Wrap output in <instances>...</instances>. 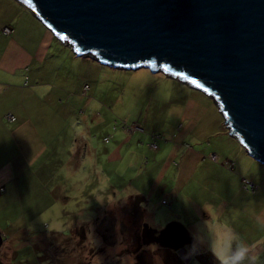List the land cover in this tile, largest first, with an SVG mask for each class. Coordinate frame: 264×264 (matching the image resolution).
Returning <instances> with one entry per match:
<instances>
[{
	"label": "rangeland",
	"instance_id": "374dc122",
	"mask_svg": "<svg viewBox=\"0 0 264 264\" xmlns=\"http://www.w3.org/2000/svg\"><path fill=\"white\" fill-rule=\"evenodd\" d=\"M95 65V68H89L88 71L81 68L71 70L74 73L75 69L79 70L81 79L79 85L83 86L86 83L90 89L87 97L84 100L79 98L78 101L92 102L96 107V116L92 117L88 125L74 121L73 127L69 130L74 140L87 136L90 138L89 145L95 153L93 174H84L81 170L78 176H74L71 169L60 168V164L56 167V162L67 160L66 154L59 155L58 158H47V161L45 155L41 158L37 156L31 163L24 154L15 158V153L3 154L0 151V168L10 166L12 160L14 161V173L11 178L0 180V189L4 190L0 193V235L3 239L0 264H131L133 259L135 261L136 255H141L140 264L176 262L202 264L200 258H203L206 264H216L214 256L208 250L216 231L227 228L238 233L244 227L243 217L238 210L244 198L242 194H238L236 200L230 202L228 206H221L218 202L222 194L225 197L236 194L235 183L236 185L243 183L244 189L246 184L252 185L251 183L257 179L254 177L255 171L250 168L247 170L243 164L244 160L238 161L241 156L234 154L231 159L229 158L235 165L234 171L231 170V164H228L229 167L222 161L216 162L236 175L233 180H225L222 176V183L204 181L207 184H202L201 190L199 188L189 190V197L186 199L181 197L180 200L188 201L184 208L178 204L171 207L170 198L163 196L164 192L157 189L149 207L143 206L147 204L143 198V205L138 208L139 212L134 206L135 198L139 196L138 188L147 194H153L155 191L152 183L148 184L146 180L135 177L134 170L138 168L143 170L142 163L137 164L138 159L128 156L122 163L110 166L107 164V154L125 138L139 140V148L143 153L156 155L162 152V142L156 143L157 152L152 150L150 145L153 136L159 135L163 141H168L170 137L173 143V137L167 134L175 132L174 136H180L186 123H182L173 113L172 116L168 114L167 122L163 124L165 120L163 117L167 111L158 112L159 110L154 108L151 114L158 116L150 117L146 125H141L135 121L139 114L137 107L147 100L148 89L154 98L158 97L162 104H166L170 98L165 92L167 90L169 92L170 89L177 100L179 94L175 91L182 85L162 74H157L152 77V82H146V85H149L142 94L138 92L140 87H143L141 86L143 79L140 77L148 74L150 70L136 69L140 70L137 73L139 75L131 79L129 77L133 73L125 71L136 70L112 69L100 65L97 61ZM75 78L74 74L73 79ZM31 84L32 81L27 89ZM186 90L184 93H189L193 102H202L199 94ZM75 92L74 90L73 94ZM137 101L139 103L135 107ZM37 106H40L37 99L27 106L30 114L34 112L35 119H38V113L35 111ZM81 115L80 109L79 119ZM146 117L147 115L144 118ZM39 128L41 130V126ZM212 133L213 131H210L209 137L201 143L211 149L219 139H213ZM57 135L61 136L60 133ZM105 139L108 141L105 142ZM228 143L232 147L231 143ZM183 144L188 146L187 149L196 146L193 141H184ZM131 145L135 146L132 143ZM215 149L221 150L219 145ZM0 150H4L3 147ZM210 157L211 155H208L207 159L214 163ZM143 160V165H146L151 158L148 160L144 155ZM249 161L254 163L253 160ZM211 177L213 178L212 175ZM157 181H154L155 184ZM223 184L233 185V189L230 191L228 188L227 191L223 187L220 189L219 186ZM100 197L103 199L100 200ZM204 202L208 204V210L204 208ZM210 206L223 208L224 216L217 219L216 212L219 214V211ZM199 207L201 211L198 210ZM185 211L189 215L185 214ZM179 212L185 217H179ZM203 213L205 216L213 213L215 217L212 218V222L207 220ZM42 216H47V222L41 219ZM54 221L60 223V230L50 229ZM172 222L179 223L187 229L192 238L191 244L175 252L155 244H142L140 236L143 225L160 232ZM255 233L262 232L260 233V228L257 227ZM209 253L212 257L207 256Z\"/></svg>",
	"mask_w": 264,
	"mask_h": 264
},
{
	"label": "crops",
	"instance_id": "0c3cea01",
	"mask_svg": "<svg viewBox=\"0 0 264 264\" xmlns=\"http://www.w3.org/2000/svg\"><path fill=\"white\" fill-rule=\"evenodd\" d=\"M4 28H10L12 33L4 35L2 33ZM95 64L96 60L92 56H76L71 47L54 36L37 15L21 1L0 0V148L4 149L0 151L3 154L5 152L15 153V158L17 155L24 154L31 163L37 156L41 158L45 155L46 160L66 154L67 160L61 163L56 162V167L60 164V168L71 169V174L74 176H78L81 170L84 171V174H93L95 172V153L90 148V138L87 136L74 140L70 136L69 130L73 127L74 121H81L88 125L92 117L96 116V107L92 102L78 101L79 98L84 100L90 89L86 83L83 86L79 85L81 81L79 70L75 69V73L71 70L81 68L83 71H88L89 68H95ZM138 72L140 70L125 71V73H133L129 77L131 79L137 77ZM85 73L87 74V72ZM74 74L76 75L75 80L73 79ZM157 74H162L168 77L167 79L199 94L202 102H193L190 94L188 93V96L184 93L187 90L180 86L178 91H175L179 94V98L176 100L175 94L168 88L169 92L167 90L165 95L170 99L166 104H162V101L158 97L154 98L148 89L147 100L137 107L139 114L135 121L146 125L150 117L158 116V114H151V111L157 108L158 112L167 111L163 117L165 119L163 124H166V119L174 113L182 123H186L184 129L180 132V136H174L175 132L167 134L173 137V143H171L170 137H168V141H163V139L159 141L162 142V152L159 155L143 153V150L139 148V140L125 138L107 154V164L113 166L122 163L128 156L138 159L137 164L142 163L143 170L141 168L134 170L136 171L135 177H140L148 184L152 183L153 188L155 187L153 194H147L138 188V195L143 197L148 204L143 206L151 205L156 190L159 189L164 192L163 196L166 195L170 198L171 207L178 204L184 208L188 205V201L180 199L189 197V190L196 188L201 190L200 186L207 184L206 182L222 183V176L225 177V180H233L236 175L230 173L223 167L224 165H219L216 162L222 161L226 166L231 164V170L234 171L235 165L229 158L231 159L234 154L240 155L238 161L244 160L243 164L247 170L250 168L255 171L254 177L257 179L251 183L254 186V192L246 185L244 189L243 183H238V185L235 183L236 194L233 196L231 194L230 197H225L222 194L218 204L228 206L230 202L236 200L238 194L243 195L244 198H242L238 210L243 217L244 227L237 234L241 241L252 244L261 251V259L264 260V165L251 159L238 139L230 135L224 124V117L213 97L195 89L188 83H181L163 72ZM157 74L149 72L142 75L140 78L143 79L141 84L143 87H140L138 92L143 94L149 85H146V82H152V77ZM31 81V87L27 89ZM21 82L25 84H23L24 87ZM85 86L88 87L86 91H84ZM74 90L75 94H73ZM26 92H30V94ZM35 99L40 103V106L35 108L38 119H35L34 112L30 114L27 108ZM138 103L137 101L135 107ZM80 109L82 115L79 119ZM145 115H147L146 118H144ZM7 116H12L15 120L11 122ZM39 126H41V130ZM210 131H213V139L219 138L212 149L201 144L204 139L209 137ZM57 133H60L61 136ZM47 136L49 138H46ZM184 141L195 142V148L187 149L188 146L183 144ZM131 143L135 146L133 147ZM218 145L222 151L215 149ZM144 155L148 160L151 158L149 163L146 162V165H143ZM208 155L216 157L214 163L209 162ZM246 155L248 157H245ZM45 160L43 159V162ZM249 160H253L254 163ZM13 164L12 160L10 166L5 165L0 168V180L11 178L14 173ZM202 177L203 181H201ZM155 180H158L156 184ZM222 187L225 191L227 188L228 191L233 189V185L229 184L219 186L220 189ZM210 207L215 208V206ZM204 208L209 209L206 202H204ZM215 209L219 211V214L216 212L217 219L219 216H224L223 208ZM198 210L201 211L200 207ZM178 214H180L179 217H185L181 212ZM185 214L189 215L186 211ZM203 215L205 216L204 213ZM207 215L205 218L212 222L214 214ZM257 227L260 228L261 234L255 233Z\"/></svg>",
	"mask_w": 264,
	"mask_h": 264
},
{
	"label": "water",
	"instance_id": "95a60500",
	"mask_svg": "<svg viewBox=\"0 0 264 264\" xmlns=\"http://www.w3.org/2000/svg\"><path fill=\"white\" fill-rule=\"evenodd\" d=\"M19 1L78 57L163 72L213 97L230 135L264 165V0ZM141 238L174 252L192 243L176 222L143 225Z\"/></svg>",
	"mask_w": 264,
	"mask_h": 264
},
{
	"label": "clouds",
	"instance_id": "9594fccd",
	"mask_svg": "<svg viewBox=\"0 0 264 264\" xmlns=\"http://www.w3.org/2000/svg\"><path fill=\"white\" fill-rule=\"evenodd\" d=\"M65 43L69 45L68 42ZM41 219L47 222L48 218L42 216ZM50 229L60 230V223L54 221ZM208 250L214 256L216 264H264L261 251L254 245L241 241L235 231L227 228L216 231L214 240L208 245ZM131 264H135L134 259Z\"/></svg>",
	"mask_w": 264,
	"mask_h": 264
},
{
	"label": "built area",
	"instance_id": "2783aa9c",
	"mask_svg": "<svg viewBox=\"0 0 264 264\" xmlns=\"http://www.w3.org/2000/svg\"><path fill=\"white\" fill-rule=\"evenodd\" d=\"M2 33H3L4 35H10V34L12 33V30H11L10 28H4V29L2 30ZM87 89H88V87L85 86V87H84V91H86ZM7 119H8L9 121H11V122H13V121L15 120L12 116H7ZM160 138H161V137H160L159 135H157V136H153V137H152V142H151V145H150V148H151L152 150H156L155 141H156L157 139H160ZM105 141L107 142L108 140L105 139ZM210 159H211L212 161H214V160H215V157H214V156H211ZM246 186L249 187V188H251L252 192H254V186H253V185L246 184Z\"/></svg>",
	"mask_w": 264,
	"mask_h": 264
},
{
	"label": "trees",
	"instance_id": "16d2710c",
	"mask_svg": "<svg viewBox=\"0 0 264 264\" xmlns=\"http://www.w3.org/2000/svg\"><path fill=\"white\" fill-rule=\"evenodd\" d=\"M161 137V136H160ZM162 139V137L160 138V139H157L156 141H155V145H156V143L158 142V141H160ZM152 140V139H151ZM152 142V141H151ZM158 150V147H157V145H156V150L155 151H157ZM0 193H1V190H0ZM143 197H140V196H138V197H136L135 198V201H134V206H135V209L136 210H138V208H139V206L143 203ZM143 205V204H142ZM139 211V210H138ZM140 212V211H139ZM141 237V236H140ZM141 242H142V238H141ZM208 254V253H207ZM140 256L141 255H136L135 256V264H140V261H141V259H140ZM207 256H209V257H212V255L211 254H209V255H207ZM200 258V257H199ZM177 260H179L178 258H177ZM200 260H201V263L202 264H206L205 263V261H204V259L202 258H200ZM172 264H179V262H176V263H172Z\"/></svg>",
	"mask_w": 264,
	"mask_h": 264
},
{
	"label": "snow or ice",
	"instance_id": "6c2138e0",
	"mask_svg": "<svg viewBox=\"0 0 264 264\" xmlns=\"http://www.w3.org/2000/svg\"><path fill=\"white\" fill-rule=\"evenodd\" d=\"M24 2L26 3V4H29V6H31V0H24ZM64 37H61V39H63ZM77 51H79V49H77ZM185 79H187V77H185ZM192 83H196V81H192ZM198 87H199V85H197Z\"/></svg>",
	"mask_w": 264,
	"mask_h": 264
}]
</instances>
